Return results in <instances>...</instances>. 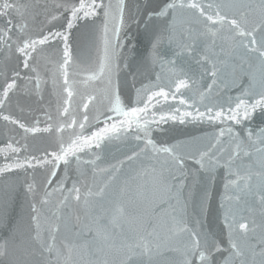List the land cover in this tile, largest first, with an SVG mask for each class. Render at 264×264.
I'll list each match as a JSON object with an SVG mask.
<instances>
[{"label":"snow or ice","instance_id":"obj_1","mask_svg":"<svg viewBox=\"0 0 264 264\" xmlns=\"http://www.w3.org/2000/svg\"><path fill=\"white\" fill-rule=\"evenodd\" d=\"M125 12V0H0V121L19 131L0 147V176L24 173L30 209L0 243V264H264V127L247 126L257 113L264 120V0H145ZM132 23L149 33L138 72L153 78L133 84L126 105L122 33ZM81 26L102 45L97 68L83 73L70 71ZM230 86L239 94L222 99ZM17 94L40 106L30 120L5 111ZM169 99L185 110L157 117ZM169 121L218 131L203 144L158 143L152 126ZM45 135L51 150H30ZM190 161L204 177L198 190L186 184Z\"/></svg>","mask_w":264,"mask_h":264},{"label":"water","instance_id":"obj_2","mask_svg":"<svg viewBox=\"0 0 264 264\" xmlns=\"http://www.w3.org/2000/svg\"><path fill=\"white\" fill-rule=\"evenodd\" d=\"M42 2V0H41ZM51 3L52 0H49ZM224 3H230L232 0H222ZM113 3H118V0H113ZM145 0H125L126 4V18L135 13V8L137 5H143ZM74 41V59L77 61V66L70 69L72 72L83 73L85 71L95 70L98 66L99 57L101 55V42L99 39V34L95 31L90 30L81 26L75 32ZM122 39L126 44L124 49V56L126 58L125 62L130 64L128 69H125L121 73L122 82H126L122 87L121 98L123 102L128 105L131 98H134V88L139 87L141 83H148L150 77L148 74H141L138 72L139 65L143 60L144 56L147 54V50L150 47L149 43V33L145 30L144 26L141 24L137 26L132 23L130 28H126L122 33ZM58 55H51L50 59L52 61L57 60ZM53 64L49 63L47 59L41 60V71L50 72ZM195 67V66H194ZM159 71V68L157 69ZM226 78L230 77L225 74ZM198 78V74L197 77ZM257 81H259V72L257 70ZM206 82V81H205ZM248 83L247 77L244 78V84ZM98 89L103 87V84L95 85ZM220 97L226 99L228 96L235 97L239 94V89L235 86H230L227 89H221ZM52 92L51 81H49L48 87L45 91V103L50 98ZM192 93H185V96H191ZM35 97L28 98L23 95H14L6 108V112H11L14 116H19L22 119L31 118L29 114V107L33 109H38L40 106L35 102ZM207 102V101H206ZM174 107H180L181 110H185L184 106L178 105L177 101H172L169 99L167 103H162L156 105L153 111H156L157 117L160 112H168ZM21 108L24 112H21ZM97 108L102 112L104 111V106L97 105ZM191 110V109H188ZM203 110V108H201ZM35 115H40L37 111L33 113ZM97 114L96 109L90 112V115L95 116ZM114 118L115 114H111ZM101 121L104 119L103 116L100 117ZM95 124V121H93ZM99 126H103L100 124ZM222 126V125H221ZM252 128L264 127V120L257 113L256 119L247 125ZM14 126L6 125L5 122L0 121V147H4L5 143L9 141L11 136H15L19 139V131H9L13 129ZM153 138L159 142H165L168 144H174L177 142H184L185 144H192L198 142L200 144L206 143L207 138L214 135L218 131V127L213 126L207 122L201 123H185L180 125L178 123H173L169 121L168 123H161L159 126L153 125ZM94 130V129H89ZM23 143V141H22ZM52 144V139L48 136H38L35 139L29 140L30 150H35L36 148L49 147ZM112 155L117 158H122V152L127 149L119 142H114L110 145ZM5 162L3 156H0V165ZM196 165L193 162H189V177L186 184L189 187L195 185L194 190L199 189L200 181L204 180L202 174H195ZM62 174V173H61ZM24 173H9L4 176H0V213L6 211L7 222L6 224H0V243L9 239L11 235L12 227L17 224L22 218L27 220L29 214V202L25 195V189L23 187ZM224 183V170L218 169L216 172L215 183L211 186V190L214 193V199L212 202V213L209 216V226L216 230L217 221L216 217V207L218 206L220 195L223 192ZM187 194V188L185 190Z\"/></svg>","mask_w":264,"mask_h":264}]
</instances>
